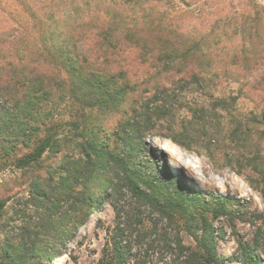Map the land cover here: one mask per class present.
I'll use <instances>...</instances> for the list:
<instances>
[{
	"label": "rangeland",
	"instance_id": "374dc122",
	"mask_svg": "<svg viewBox=\"0 0 264 264\" xmlns=\"http://www.w3.org/2000/svg\"><path fill=\"white\" fill-rule=\"evenodd\" d=\"M117 1L119 0H75L74 4H69V0L30 2L32 11L38 18L50 23L51 15L60 13L66 5L85 8L83 16L88 19L96 11L100 15L107 5L113 6ZM135 14V17H130L142 22L159 17L165 25L184 35L201 39L214 48L217 54L212 60L221 61L218 68L220 75L213 76L211 83L202 89L207 94L200 95L198 87L193 84L170 92L165 97L168 114L163 116L161 125L163 129L171 122L179 128L184 126L198 135V141L204 140L203 134L210 127L219 129L220 137H224L231 120L240 121L242 127H250L247 146L243 147L239 142V155L232 157V163L239 173L229 166L215 143L208 150L200 144L201 154L198 155L183 149L168 138L150 134L145 136V143L138 144L132 157L128 158L125 143L116 131L122 118L120 111L126 104L105 108L90 106L86 100L78 101L65 96V70L51 60L48 61L49 57L43 56L45 60L38 58V68L52 91L50 101L45 105L53 114L49 117L48 125L63 122L64 126L60 130L68 135L62 145L74 147V140L80 141L82 137H87V133L97 131L99 141L107 144L109 157H122L124 161L120 166H112L110 161L111 170L98 172L104 182L97 188V192L103 199L98 200L96 212L90 211L86 224L72 232L73 238L62 244L56 242L51 245L52 257L49 260L33 257L27 260V264H178L179 245L195 249L196 244L189 231H199L205 226L215 235L221 264H243L242 259L235 260L239 256L238 239L251 246L257 245L254 251L264 260V197L258 188L261 187L260 175L249 165L252 159L257 163L261 160L258 156L264 157V57L259 62L243 57L238 66L228 67L224 63V60H228L224 57H229L225 54L237 50L243 49L245 56L250 51H264V0H201L198 6L191 8L179 4L177 0H155L153 7L144 6ZM78 16L79 12L76 18ZM30 20L28 12L21 9L15 0H0V33L8 32L9 29L15 31ZM79 48L82 61L88 60L86 62L101 66L103 64V67H110L126 54L123 52L108 59L100 57L95 61L88 40H83ZM11 57L16 58L15 55ZM23 59L29 61L27 58ZM161 67V77L167 76L175 68L174 64H164ZM204 69L212 70L208 66ZM133 73L136 76L130 75L132 83L140 81L149 72L142 68ZM258 76L263 82L255 88L254 79ZM210 92L214 95L236 97L234 101L229 100L228 113L220 108L214 110L210 106ZM132 99H129V103ZM192 101H199V105L207 110L194 112L195 105ZM252 115H256L259 123H252ZM167 143L174 147L177 157L163 147ZM72 154L74 158L79 156L77 149H73ZM56 161L58 158L50 152L43 155L42 160L32 168L9 166L0 171V198L10 197L0 212V225H7L12 219H16L14 224L19 227L28 224L31 228L36 217L43 211L33 205L34 184L36 181L49 183L46 178L47 170ZM132 162L138 169L135 177L130 171ZM169 173L175 177L170 179L172 187L158 186L154 190L149 188L150 181L165 183ZM176 186L184 191L190 187L201 190L202 195L208 194V197L222 195L227 199L228 211L214 219L209 212L206 214V221L194 217L191 224H188L181 217L179 209L175 210L170 206L166 211L161 210L156 201L150 198L156 197L162 202V195ZM188 209L194 208L189 205ZM68 210V205L64 204L57 213H61L58 223L63 224V228L67 223L65 214ZM3 238V232H0V241Z\"/></svg>",
	"mask_w": 264,
	"mask_h": 264
},
{
	"label": "trees",
	"instance_id": "16d2710c",
	"mask_svg": "<svg viewBox=\"0 0 264 264\" xmlns=\"http://www.w3.org/2000/svg\"><path fill=\"white\" fill-rule=\"evenodd\" d=\"M15 1L28 12L31 20L15 31L9 29L8 32L0 33V171L9 166L32 168L42 160L43 155L50 152L55 154L58 161L47 170L49 183L36 181L34 184L33 205L43 211L31 228L28 224L19 227L14 224L16 219L7 225H0V232L4 234L0 241V264H27V260L33 257L49 260L52 257L51 245L70 241L74 236L72 232L89 220L90 211H97L95 206L98 200L103 199L97 188L104 182L98 172L111 170L110 161L112 166H120L124 161L122 157L117 160L109 157L107 144L99 141L97 131L87 133V137H82L80 141L74 140V147L62 145L68 135L60 130L64 126L63 122L48 125L49 117L53 114L45 105L50 101L52 91L38 68V58L45 60L49 57L48 61L65 70V96L78 101L86 100L90 106L105 108L126 104L120 111L122 118L116 131L125 143L128 158L132 157L138 144L145 143V136L150 134L168 138L198 155L201 154L199 147L202 144L208 150L215 143L229 166L236 168L232 157L239 155V142L243 147L247 146L251 133V128L242 127L240 121H229L224 137H220L219 129L208 127L202 141H198V135L184 126L179 128L171 122L163 129L161 125L163 116L168 114L165 97L187 84L197 86L199 94L206 95L202 89L211 83L213 76L220 75L218 68L221 61L212 60L217 53L211 45L165 25L159 17L144 22L134 18L137 10L144 6L153 7L155 0H119L113 6L107 5L100 15L96 11L88 19L83 16L85 8L66 5L60 13L51 15L50 23L41 21L32 11L31 0ZM177 1L188 8L196 7L201 2ZM74 3L75 0H69V4ZM83 40L89 41L95 61L100 57L108 59L123 52L126 54L110 67L82 61L79 47ZM14 55L16 58L11 57ZM225 56L224 59L228 60H224V63L228 67L238 66L243 57L259 62L264 57V51H250L245 56L241 49ZM164 64H174L175 68L167 76L161 77V66ZM206 66L212 70L206 71ZM142 68L149 73L140 81L132 83L130 75L136 76L133 71ZM224 68L228 70L227 66ZM262 82L259 76L254 79L255 88ZM209 96L212 97L210 106L225 112L229 111V100H236V97L214 95L211 92ZM131 97L133 99L129 103ZM191 103L195 105L194 112L207 110L199 105V101ZM251 121L259 123L256 115H252ZM73 149L79 153L77 158L72 154ZM258 159L261 160L257 163L252 159L249 165L260 175L261 187L258 188L264 197V157L258 156ZM235 170L239 173L238 169ZM130 171L134 177L138 173L134 162L131 163ZM139 179L143 180L140 176ZM170 179H175L171 173L165 183L150 181L148 186L153 190L158 186L172 187ZM166 192L162 195V202L156 197L150 198L156 201L161 210L166 211L170 206L179 209L181 217L188 224L194 217L206 221L209 212L214 219L228 211L227 199L222 195L208 197V194L203 196L201 190L190 187L184 191L177 186ZM144 193L147 194L146 191ZM9 199L8 196L0 198V212ZM64 204L69 207L65 214V228L58 223L61 213L57 214ZM189 205L194 209H188ZM189 232L196 248L179 245L178 264H221L213 231L205 226L199 231ZM237 246L239 256L235 260L242 259L243 264H264V260L254 251L257 245L251 246L238 239Z\"/></svg>",
	"mask_w": 264,
	"mask_h": 264
},
{
	"label": "bare ground",
	"instance_id": "6f19581e",
	"mask_svg": "<svg viewBox=\"0 0 264 264\" xmlns=\"http://www.w3.org/2000/svg\"><path fill=\"white\" fill-rule=\"evenodd\" d=\"M165 143H166V142H165ZM163 147H164L166 150H168V151L170 152V154L175 155L176 157L178 156V154L175 153L176 150H174V147H173V146L168 145V143H167V144L163 145Z\"/></svg>",
	"mask_w": 264,
	"mask_h": 264
}]
</instances>
